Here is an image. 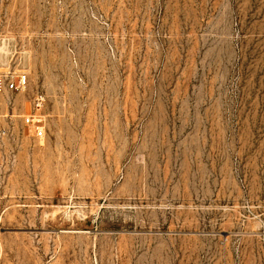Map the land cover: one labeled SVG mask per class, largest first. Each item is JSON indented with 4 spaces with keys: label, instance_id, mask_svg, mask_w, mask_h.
Segmentation results:
<instances>
[{
    "label": "rangeland",
    "instance_id": "1",
    "mask_svg": "<svg viewBox=\"0 0 264 264\" xmlns=\"http://www.w3.org/2000/svg\"><path fill=\"white\" fill-rule=\"evenodd\" d=\"M22 75L0 264H264V0H0Z\"/></svg>",
    "mask_w": 264,
    "mask_h": 264
},
{
    "label": "built area",
    "instance_id": "2",
    "mask_svg": "<svg viewBox=\"0 0 264 264\" xmlns=\"http://www.w3.org/2000/svg\"><path fill=\"white\" fill-rule=\"evenodd\" d=\"M26 84V76L22 75L16 79V81L9 80L5 84L0 81V92L3 89L6 90H17L21 89ZM41 102L36 104V111H39ZM24 124L28 127L33 128L34 136L38 139L43 138L44 136V126L41 120V117L38 113L29 114L23 120Z\"/></svg>",
    "mask_w": 264,
    "mask_h": 264
}]
</instances>
